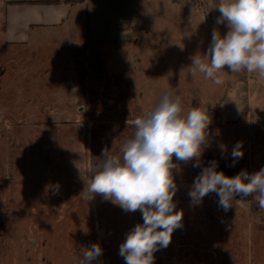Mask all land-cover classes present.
Returning <instances> with one entry per match:
<instances>
[{"label": "rangeland", "instance_id": "374dc122", "mask_svg": "<svg viewBox=\"0 0 264 264\" xmlns=\"http://www.w3.org/2000/svg\"><path fill=\"white\" fill-rule=\"evenodd\" d=\"M110 5L91 10L95 41L62 29L12 44L0 34V264H73L93 244L102 248L95 264H125L120 244L142 214L85 187L102 151L121 155L135 132L131 122L165 90L181 97L185 113L208 109L212 123L201 167L180 163L174 172L175 210L183 218L154 264H264V209L253 196H237L225 211L215 193L199 203L188 195L209 162H233L237 142L244 170L264 168V79L225 69L217 85L190 75L191 57L210 43L187 33V0L177 7L166 0ZM121 6L135 22L130 30L111 27ZM220 27L226 34V24Z\"/></svg>", "mask_w": 264, "mask_h": 264}, {"label": "clouds", "instance_id": "9594fccd", "mask_svg": "<svg viewBox=\"0 0 264 264\" xmlns=\"http://www.w3.org/2000/svg\"><path fill=\"white\" fill-rule=\"evenodd\" d=\"M214 8L220 14L216 24H226L228 31L221 34L213 28L207 52L191 57L190 75L201 74L217 85L223 83L218 73L225 69L264 79V0H221ZM211 123L208 109L193 107L185 113L181 97L165 90L154 108L131 122L135 132L123 143L121 155L105 149L100 163L91 169L85 188L92 197L100 195L126 212L142 214L143 222L130 229L120 244L125 264H154V253L166 248L181 226L183 213L175 210L174 172L180 163L201 167ZM221 149L226 151V146ZM243 155V144L237 142L231 152L233 162ZM217 167L211 161L195 177L188 193L193 202L215 193L219 206L227 211L237 196H253L264 209V168L254 173L241 170L230 177ZM101 255L100 245L93 244L82 248L73 264H95Z\"/></svg>", "mask_w": 264, "mask_h": 264}, {"label": "crops", "instance_id": "0c3cea01", "mask_svg": "<svg viewBox=\"0 0 264 264\" xmlns=\"http://www.w3.org/2000/svg\"><path fill=\"white\" fill-rule=\"evenodd\" d=\"M114 1L123 0H0V34L3 36V41L8 44L24 43L32 35L57 29H62L68 34L83 32L89 37L88 19L91 10H106ZM166 1L175 7L182 2V0ZM187 1H189V10L185 13L186 31L193 42L210 43L213 28L224 34L223 27H220L222 24H216V18L220 14L218 9L214 8L221 3V0ZM123 6L116 16L118 19L111 24L113 29H116L117 25H124L121 29L125 31L135 25V22L129 21V13ZM170 10L174 12L170 11L169 14L175 17L182 14L180 10ZM138 29L143 31L144 27L140 26Z\"/></svg>", "mask_w": 264, "mask_h": 264}, {"label": "trees", "instance_id": "16d2710c", "mask_svg": "<svg viewBox=\"0 0 264 264\" xmlns=\"http://www.w3.org/2000/svg\"><path fill=\"white\" fill-rule=\"evenodd\" d=\"M234 162H227L224 164H221L218 168L217 171H222L225 175L233 177L237 175L241 170L245 169V163L242 161H236Z\"/></svg>", "mask_w": 264, "mask_h": 264}]
</instances>
